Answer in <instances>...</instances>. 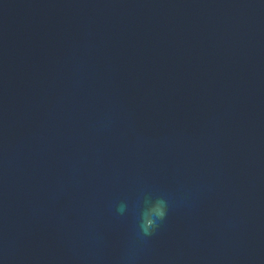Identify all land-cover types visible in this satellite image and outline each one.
Segmentation results:
<instances>
[{
	"label": "water",
	"instance_id": "95a60500",
	"mask_svg": "<svg viewBox=\"0 0 264 264\" xmlns=\"http://www.w3.org/2000/svg\"><path fill=\"white\" fill-rule=\"evenodd\" d=\"M0 36L119 264H264V0H0Z\"/></svg>",
	"mask_w": 264,
	"mask_h": 264
},
{
	"label": "clouds",
	"instance_id": "9594fccd",
	"mask_svg": "<svg viewBox=\"0 0 264 264\" xmlns=\"http://www.w3.org/2000/svg\"><path fill=\"white\" fill-rule=\"evenodd\" d=\"M126 208L127 205L120 202L116 205V212L123 215ZM169 208V200L163 196L157 197L155 200L145 198L144 207L139 214L137 237L146 241L147 238L154 236L166 220Z\"/></svg>",
	"mask_w": 264,
	"mask_h": 264
}]
</instances>
